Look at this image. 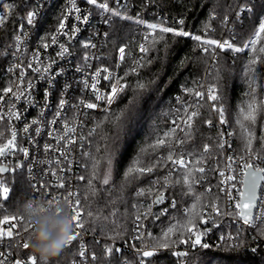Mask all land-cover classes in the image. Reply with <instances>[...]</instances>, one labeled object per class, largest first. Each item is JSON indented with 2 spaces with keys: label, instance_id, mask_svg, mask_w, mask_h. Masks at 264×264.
<instances>
[{
  "label": "trees",
  "instance_id": "trees-1",
  "mask_svg": "<svg viewBox=\"0 0 264 264\" xmlns=\"http://www.w3.org/2000/svg\"><path fill=\"white\" fill-rule=\"evenodd\" d=\"M130 2L133 9H128V5L127 14L134 16L142 9L147 12L161 10L164 15L176 16L178 20L174 25L165 22L164 18L157 20L158 27L149 37L148 52L141 65L135 71L131 67L123 68L126 88L118 101L110 110L93 115L91 123L94 127L87 131L89 155L85 156L81 203L85 213L91 210L99 218L92 223L85 215V227L90 231L95 228L92 232L102 238L101 242L93 243L102 264H119L121 257L128 264H136L141 259L138 252L131 248L120 255L113 253L110 257L105 247L111 240L127 243L134 249L148 245L157 249L152 258L144 259L145 264H179L174 247L188 237L187 227L199 224L203 210L223 197L214 167L215 156L221 153L222 130L214 122L220 115L213 110L206 97L202 99L194 93L201 92L205 84L216 85L219 99L215 105L223 107L224 118L233 132L234 147L241 153L253 152L264 157V51H261L264 48V33L255 40L254 47L234 51L236 47L242 48L264 21V0ZM36 3L37 0H0V14L7 16L6 23L0 26V81L4 84L10 82L5 75V66L15 35ZM245 4L254 6L253 11L240 12L239 7ZM5 5L10 7L5 8ZM63 8V0L47 8L42 19L46 36L58 26ZM121 17H116L108 38V50L113 59L121 44L129 46L137 36L136 18L125 20ZM181 19L184 20L183 25L178 23ZM160 27L176 28L190 35L162 33ZM195 35L201 36V41L191 38ZM226 38L232 40L233 49L221 50L204 43L205 40ZM254 59L257 61L255 64L252 63ZM140 84L144 85L143 89L138 87ZM134 97L137 101L136 118L124 123L117 140L115 118ZM249 104L255 105V124L244 120ZM189 110L197 115L192 117L185 130L171 131L170 119L178 111L188 116ZM209 120L213 122L211 125L206 123ZM244 129L253 134L250 147L248 132ZM161 139L165 140V144L157 145L156 141ZM205 145L209 147L207 153ZM180 154L189 155L190 162L169 172L171 161L167 157ZM153 165L155 167L150 173L135 171L139 167ZM199 167L205 168L203 174L196 171ZM129 168L134 171L128 173ZM94 171L96 178L89 187L87 181ZM106 173L109 185L102 184ZM185 175H189L188 183L184 182ZM197 180L199 184L195 182ZM141 192L143 194L138 195ZM161 194H165L164 202L155 203V198ZM165 206H168L167 211H164ZM23 207L22 201L21 206L16 208L14 205L11 211L22 213ZM136 224L142 228L141 237L145 235V239L134 238ZM169 227H173L174 232L165 240L164 233ZM262 229L264 222L258 224L255 230L247 229L241 238L245 241L243 247L230 250L226 245H214L209 249H192L188 264H264V237H260ZM256 237L260 238L254 239ZM163 242H167L169 247H158ZM76 247L74 241L49 262L38 257L39 264H68L76 257ZM252 247L258 250L253 253ZM29 251L32 252L31 247Z\"/></svg>",
  "mask_w": 264,
  "mask_h": 264
},
{
  "label": "built area",
  "instance_id": "built-area-1",
  "mask_svg": "<svg viewBox=\"0 0 264 264\" xmlns=\"http://www.w3.org/2000/svg\"><path fill=\"white\" fill-rule=\"evenodd\" d=\"M58 1L37 0L36 5L30 10L37 12L34 23L29 25L25 18L24 23L15 35V37L19 35L20 40L17 42L14 39L9 51L5 75L10 82L4 84L3 81H0V96H4L3 102H0V112L3 113L4 117L0 120V147L7 145V141L11 139L12 131L17 133L14 146L5 148L4 154L0 155V168H7L6 171L0 172V185L9 188L7 199L0 194V220L4 216L23 215V213L11 211L12 206L15 205L16 208L21 206L20 201H23L24 205L29 202L48 203L47 201L53 196L58 197L60 202L67 206L71 214V210L64 201V196L69 191H73L78 192L81 199V185L84 180H80L79 177L84 176L85 156H88L84 153L89 154L87 131L90 127H94L91 123L93 115L110 110L120 98L126 88V81L122 77L123 68L131 67L137 70L141 65L148 52L149 37L155 30L148 27V25L157 24L159 23L157 20L159 21L162 18L171 25H174L178 20L176 16L164 15L161 10H149L147 12L142 9L141 13L138 11L137 15L127 14L128 5V9H133L130 0H97V4L107 3L109 9L120 11L121 16L136 18L138 22L137 36L134 38L133 44H130L131 46H128L127 43L121 44L116 50V58L113 59L108 50V38L116 17L111 16V13L105 12L98 6L87 4L85 0H75V2L77 7L81 9L78 15L81 18L88 15L89 19L86 23L83 22V19L77 21L75 19L77 14L69 12L70 0H63L64 11L60 22L67 16V19L64 20L65 29L60 30L59 22L56 29L49 36L44 34L42 19L47 8L58 3ZM105 18L111 19L112 23L110 25L104 24ZM74 28H79V31L75 34L72 32ZM104 33L108 35L105 36ZM53 37H55V43H53ZM225 40L233 45L231 39L226 38L218 41L223 42ZM88 41L94 44L95 47H84V43ZM45 43L48 44L47 48L43 46ZM60 45L68 48V52L64 56L58 55L62 50ZM141 45L147 49L146 52L140 51ZM122 46L125 47L123 60L120 59L118 51ZM29 63H32V68L28 67ZM45 67L49 69L47 73L43 71ZM77 68L79 71H76ZM34 69H40V71L37 72ZM21 71L24 73L23 81L19 80ZM49 77L55 78L54 88L49 87ZM105 77H108V79H105ZM29 82L32 84L30 98L33 103H28V96L22 97L20 100H14L11 93L7 95L3 93L5 87H11L13 92L27 89ZM65 83L70 84L71 87L61 91ZM93 85H95V88H93ZM113 86L117 88V93L113 98V102L109 104L108 97L112 94ZM209 88L210 85L205 84L201 91L204 93L203 97L207 99ZM46 90L50 91L47 102L45 101ZM97 96H100L101 99L98 100ZM203 97L200 98L203 99ZM61 98L67 101L62 110L58 107ZM81 101L84 103L82 104ZM208 101L213 107V104H216L218 100L211 101L208 99ZM86 103H94L97 107L88 109L84 106ZM13 104H15V110L21 113L19 120L9 117V109ZM57 111L61 112L59 117H56ZM192 112L193 110H189L188 116H184L182 112L178 111L170 119L169 129L171 131L185 130L186 125L190 123L189 116ZM53 118H56L55 124L52 123ZM33 120H36L37 123L32 124ZM225 121L224 124H221L219 117L214 121L222 130L220 145H224L223 148L220 147V155H216L214 159V167L219 176L220 190L223 197L222 200L213 204L219 207L220 215L215 214L214 209L211 207L213 204L203 210L202 216L208 220V223L200 222L191 225L193 233L188 234V237L185 238L189 242L174 247L176 252L188 253L185 257L179 256V264H188L191 250L200 248L199 246L196 248L191 246V241L195 238V232L211 229L206 236L202 237V242H208L213 246L221 245V236L235 235L239 229L242 238L247 229H250V231L255 230L256 226L264 220V181H262L260 197L253 214L251 226L243 225L242 218L238 214L239 209L235 207L237 203H241L244 180L242 175L243 163L247 161L256 167H264V157L253 152L241 153L237 151L234 147V136L230 124L227 120ZM211 123L213 122L211 121ZM25 125H30L28 133L23 131ZM37 127L40 128L39 133L36 132ZM71 141L75 142L72 143ZM25 148L28 149L27 156L21 151ZM257 156L260 159H256ZM229 157L232 159L229 160ZM181 158L185 160V165L190 162V156L187 154H180L173 157V160ZM180 167L183 166L173 164L171 161L169 172L176 171ZM221 171L225 173L224 177L219 175ZM229 175H234L236 179L228 181L227 176ZM222 181L224 183H221ZM61 182L64 183V188L58 186ZM233 185L235 186L233 187ZM228 193H231V199H229ZM18 194H20V198L17 197ZM53 204H55V201H53ZM167 208L168 206H165L164 211H167ZM27 224L25 217L23 223L16 225V228L20 231L18 237L14 233L13 239L7 237L0 239V258L6 260L7 264H13L14 258L23 260L29 254H33L29 249L24 250L22 247H16L18 243L28 241L31 229L29 232L23 231ZM136 225L133 230L135 233L134 238L145 239V235L141 237L142 228L139 227L137 231ZM0 227L7 230L8 225H0ZM80 231L81 236L76 241V257L68 264H73V261L76 264H102L93 244L94 241L101 242L102 238L86 227ZM81 243L85 245L86 258L78 256ZM107 246L119 247L122 252L127 251V248L140 253L149 250H153L155 253L158 252L157 249L151 248L149 245L134 249L129 247L127 243L116 240H111ZM93 253L97 257L96 260L91 258Z\"/></svg>",
  "mask_w": 264,
  "mask_h": 264
},
{
  "label": "snow or ice",
  "instance_id": "snow-or-ice-1",
  "mask_svg": "<svg viewBox=\"0 0 264 264\" xmlns=\"http://www.w3.org/2000/svg\"><path fill=\"white\" fill-rule=\"evenodd\" d=\"M85 2L87 4H90V5L98 6L99 8L103 9L105 12L111 13V16H113V17H121V12L120 11H113L112 9H109V6H108L107 3L97 4V0H85ZM70 4H71V7L69 8V12H75L77 14L75 16V19L77 21H81V19H83V22L86 23L88 21V19H89L88 15H85V16H83V18H81V16L78 15V13H80L81 9L79 7H77L75 0H70ZM4 7L5 8H9L10 6L5 5ZM253 7L254 6L250 7L247 4H245V5L239 7V11L240 12H251V11H253ZM36 15H37L36 11H29L27 13L26 19H27V23L29 25H32L34 23V19H35ZM121 18L125 19V20L131 19L130 16H123ZM66 19H67V16H65L64 19L61 20V22L59 24L60 30H64L65 29L64 20H66ZM6 20H7V16L0 14V26H3L6 23ZM111 23H112L111 19H109V18H105L104 19V24L110 25ZM178 23L180 25H183L184 24V20L181 19V20L178 21ZM148 27H150L152 29H156L158 27V25L157 24H150V25H148ZM20 31H21V34H22V27H21ZM78 31H79V28H74L72 30L73 34H75ZM160 31L162 33H174L176 36H189L190 35V33H188V32H185V31H182V30H178V29L172 28V27H160ZM261 33H264V21H262L260 23L259 30L255 34L257 39L260 37ZM104 35L107 36L108 34L104 33ZM191 38L196 40V41H201V39H202L201 36H199V35L192 36ZM15 39L18 42L20 40V36L19 35L16 36ZM55 42H56L55 41V37H53V43H55ZM204 43H206L208 45H215L217 48H220L221 50H224L225 48L233 49V45L227 40H225L223 42H220V41H217V40H205ZM255 43H256V41L253 40L251 42V44H245L244 47L245 48H247L249 46H253L254 47ZM43 46H44V48H47L48 44L45 43ZM83 46L84 47H93V48L95 47V45L91 44L90 41L85 42ZM60 48L62 50L58 53V55L64 56V54L68 52V48H66L64 45H60ZM118 51L120 53V59L123 60L124 53H125V47H123V46L120 47L118 49ZM140 51L141 52H146L147 49H145L143 47V45H141ZM204 51L207 52L208 49L205 48ZM234 51L240 52V51H242V48L236 47V48H234ZM261 51H264V48H262ZM37 55H38V53H37ZM34 59H35V57H34ZM256 62L257 61L255 59L252 61L253 64H255ZM17 67H19V66H17ZM28 67L32 68V63H29ZM9 70H11V69H9ZM34 70L37 71V72L40 71V69H34ZM43 71L45 73H47L49 71L48 67H45L43 69ZM76 71H79V69L77 68ZM105 71H107V69H105ZM133 71H135V69H133ZM57 75H59V74H57ZM97 75H99V73H97ZM23 79H24V73H23V71H21L20 76H19V80L23 81ZM105 79H108V77H105ZM48 81H49V87L50 88H54L55 87V78L54 77H49ZM70 87H71L70 84L65 83L63 85L61 91H63L64 89H68ZM138 87L140 89H143L144 85L140 84V85H138ZM31 88H32V84H31V82H29L28 86H27V89H24V90L19 91V92H13V89L11 87H5L3 89V93L5 95L11 93L13 98H14V100H20L22 97L28 96V103H33V101L30 98ZM93 88H95V85H93ZM116 93H117V88L115 86H113L112 94L108 97V103L109 104H111L113 102V98L115 97ZM194 95L196 97H203L204 93L197 91V92L194 93ZM49 96H50V91L46 90L45 91V101L46 102H47ZM96 98L98 100L101 99L100 96H97ZM208 99L211 100V101H217L219 99V96L217 94L216 85L210 86ZM3 100H4V96H0V102H3ZM66 103H67V101L65 99L61 98L59 100V102H58L59 109L62 110ZM81 103L83 104L84 102L81 101ZM136 104H137V101H136V98L134 97L132 100L129 101V106L126 107V109L123 110L120 113V115H118L115 118L116 119V123H117V129H118L117 136H116L117 140L119 139L120 131L123 130L124 123L126 121H129V120H135V118H136V112H135ZM84 106L86 108H88V109H93V108L97 107V105L94 104V103H86V104H84ZM248 109H249L248 112L244 115V120L251 121L253 124H255V122H256L255 105L254 104H249L248 105ZM213 110L219 112L220 123L224 124L226 121H225V118H224L223 107L217 108V106L215 104H213ZM60 115H61V112L57 111L56 117H59ZM196 115H197V113L195 111H193L191 113V115L189 116V120H191L192 117H195ZM9 117L10 118L14 117L16 120H19L21 118V113L19 111L15 110V104H13L12 107L9 109ZM3 118H4L3 117V113L0 112V120H2ZM36 123H37L36 120L32 121V124H36ZM52 123L53 124L56 123V118H53ZM173 123H175V122H173ZM206 123L211 125V121L210 120L207 121ZM65 127H67V126L65 125ZM29 128H30V125H25V127L23 128V131L25 133H28ZM244 130L246 132H248V137H249L248 143H249V147H250L251 138H252L253 134L250 131H248V129H244ZM36 132L37 133L40 132V128L39 127L36 128ZM229 134L231 135V133H229ZM16 136H17V133L15 131H12L11 132V139H9L7 141V145H5L4 147H0V155L4 154L5 148H10V147L14 146V142L16 140ZM71 142L74 143L75 141H71ZM156 144L162 146V145L165 144V140H163V139L157 140ZM45 147L47 148V146H45ZM220 147L223 148L224 145L221 144ZM21 151L24 153L25 156L28 155V149H26V148L25 149H21ZM204 151H205V153H207L209 151L208 145H205ZM84 155H89V154L88 153H84ZM167 159L169 161H172L173 164H179L181 166H185V163H186L183 158H181L179 160H173L172 155H169L167 157ZM231 159L232 158L229 157V160H231ZM256 159H260V157L257 156ZM197 163H200V161H197ZM154 167H155V165L146 166V167H139V168L135 169V171L139 172L140 174H144L146 172L150 173V172L153 171ZM242 167H243L242 175L244 176L243 184H244L245 190L241 193L242 202L241 203H237L235 205V207H236V209H239V213L238 214H239V217L242 218L243 225L251 226L252 225V221H253L252 209L254 207H257V199H258L257 198V188L260 187V182L264 181V167H256L254 164L248 163L247 161H245L243 163ZM93 168L94 169L96 168V164L93 165ZM4 171H5L4 168H0V172H4ZM133 171L134 170L132 168L128 169V173H131ZM196 171L201 173V174H203L205 172V168L204 167H199V168L196 169ZM53 175H55V173H53ZM126 175H127V173H126ZM219 175L221 177H224L225 173L223 171H221V172H219ZM95 178H96V172L94 171L92 178L88 179V181H87L89 187L92 186L93 180ZM79 179L83 181V180H85V177L84 176H80ZM235 179H236V177L234 175L227 176V180L228 181H234ZM109 182H110L109 181V175L106 173L104 175L103 179H102V184L103 185H109ZM184 182L185 183L189 182V175H185L184 176ZM195 182L198 183L200 181L197 180ZM221 183H224V181H222ZM58 186L60 188H64L65 187L63 182L59 183ZM234 186L235 185H233V187ZM208 191H211V189H208ZM0 194H2L5 199H7L8 194H9V188L0 185ZM92 194L94 195L95 191H93ZM142 194H143L142 192L138 193V195H142ZM228 196H229V199L232 198L231 197V193H228ZM87 199H88V196L85 195V200H87ZM164 200H165V196L163 194H161L160 196L157 197L155 203L160 204V203H163ZM53 201H55V204H58L60 202L59 198L55 197V196H53L47 202L51 206V205H54ZM64 201L67 203L69 209L71 210V222H72V225H73V231H72L71 235L68 237L67 243H66V245L64 247V248H67L68 246L73 245V242L77 241L78 238L81 236V231L80 230L85 229V219H84L85 215L88 218L91 219L92 223H95L96 220L99 217L97 215H95L91 210H88L86 213L83 211V206H82V203H81L80 194L78 192L69 191L67 193V195L64 196ZM172 206L173 207L175 206V202L174 201H173V205ZM192 207H193V209H195L196 205L193 204ZM211 207L214 209L216 215H220V210H219V207L217 205L213 204V205H211ZM112 214L115 215V212H113ZM161 214H163V213H161ZM105 219H107V217H105ZM24 220H25V216L24 215L11 216V217L10 216H4L3 219L0 220V225L7 224L8 228H7V230H4L3 227H0V239H2L4 237H7L9 239H13L14 238V233H15V236L18 237L20 235V231L16 228V225L20 224V223H23ZM136 220L139 221L140 217L137 216ZM200 220L204 224L208 223V220L205 219L204 216H201ZM13 221L15 223H12ZM261 222H264V220H262ZM188 223H189V225H191L192 221L189 220ZM139 227H140V225L137 224L136 225L137 231L139 230ZM30 229H31L30 226L27 224V226L23 229V231L24 232H29ZM95 230H96L95 228L91 229V231H93V232ZM186 230H187V232L189 234L193 233V228L192 227H187ZM209 231H211V229H206L203 232H200V231L195 232V238L191 241L192 248H196L197 246H199L200 248H203V249H209L211 247H214L213 245H210L208 242H202V237L206 236ZM240 231L241 230L238 229L235 235L229 234L227 236H221L220 237V241L222 243H221L220 246L224 247L226 245L228 247V249H230V250L233 249V248L243 247L245 241L241 240ZM173 232H174V228L173 227H169L167 229V231L164 233L165 240L167 239L168 235L170 233H173ZM260 237H264V229L261 230ZM260 237H256L254 239H259ZM188 242L189 241L186 240V239L180 241V243H182V244H187ZM97 243H99V241H97ZM16 247H18V248L22 247V249L27 250V249L30 248V245H29V243L27 241H24L22 243H18L16 245ZM158 247L168 248L169 244L167 242H163V243L159 244ZM257 250L258 249L256 247H252V249H251V251L253 253H255ZM105 251L111 257L114 252L118 253V254L121 253L122 249L119 248V247L114 248L112 246H107ZM137 255L141 256V259L138 262H136V264H145V261H144L143 258L144 257H152L154 255V252H152V251H142V253L138 252ZM176 255L180 256V257H185V256L188 255V253L179 252L178 251L176 253ZM78 256L80 258H86V249H85V245L83 243H81L79 245ZM91 258L93 260L97 259V257L95 256L94 253L92 254ZM0 264H7V261L4 260L3 258H0ZM13 264H39V261H38V258H37L36 255L29 254L23 260L14 258L13 259ZM73 264H76V262L73 261ZM119 264H128V262L123 257H121V260H120Z\"/></svg>",
  "mask_w": 264,
  "mask_h": 264
},
{
  "label": "clouds",
  "instance_id": "clouds-1",
  "mask_svg": "<svg viewBox=\"0 0 264 264\" xmlns=\"http://www.w3.org/2000/svg\"><path fill=\"white\" fill-rule=\"evenodd\" d=\"M31 228L28 243L34 255L49 262L64 249L73 231L71 214L63 202H29L21 210Z\"/></svg>",
  "mask_w": 264,
  "mask_h": 264
},
{
  "label": "water",
  "instance_id": "water-1",
  "mask_svg": "<svg viewBox=\"0 0 264 264\" xmlns=\"http://www.w3.org/2000/svg\"><path fill=\"white\" fill-rule=\"evenodd\" d=\"M2 168H4L5 169V171L7 170V168L6 167H2ZM261 187H262V181L260 182V187H258L257 188V204H258V201H259V197H260V192H261ZM245 190V187H244V184H243V191ZM164 196H165V194H163ZM160 196V195H159ZM158 197V196H157ZM157 197L155 198V201H156V199H157ZM241 202H242V197H241ZM255 209H256V207H254L253 209H252V214H254V211H255ZM149 251H152V252H154L153 250H149ZM154 254H155V252H154ZM154 256V255H153ZM152 256V257H153ZM152 257H145L146 259H149V258H152Z\"/></svg>",
  "mask_w": 264,
  "mask_h": 264
},
{
  "label": "rangeland",
  "instance_id": "rangeland-1",
  "mask_svg": "<svg viewBox=\"0 0 264 264\" xmlns=\"http://www.w3.org/2000/svg\"><path fill=\"white\" fill-rule=\"evenodd\" d=\"M259 30V28L257 29V31ZM256 31V32H257ZM256 32L254 33V35H252L248 40H247V42L245 43V44H249V42L251 43L253 40H256L257 38H256ZM244 44V45H245ZM244 45H243V49H246L245 47H244ZM18 198H20V194H18V196H17ZM20 202H22V201H20Z\"/></svg>",
  "mask_w": 264,
  "mask_h": 264
}]
</instances>
